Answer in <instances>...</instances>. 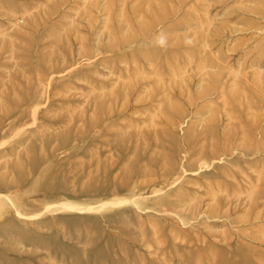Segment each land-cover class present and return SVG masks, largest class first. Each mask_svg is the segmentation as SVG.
Here are the masks:
<instances>
[{
    "label": "rangeland",
    "instance_id": "374dc122",
    "mask_svg": "<svg viewBox=\"0 0 264 264\" xmlns=\"http://www.w3.org/2000/svg\"><path fill=\"white\" fill-rule=\"evenodd\" d=\"M0 264H264V0H0Z\"/></svg>",
    "mask_w": 264,
    "mask_h": 264
},
{
    "label": "bare ground",
    "instance_id": "6f19581e",
    "mask_svg": "<svg viewBox=\"0 0 264 264\" xmlns=\"http://www.w3.org/2000/svg\"><path fill=\"white\" fill-rule=\"evenodd\" d=\"M120 202V201H119ZM113 204H116V203H114V202H103V204H101L100 205V208H104V206H108V205H113ZM53 207V206H52ZM48 208V207H47ZM56 208H58V209H66V210H70V209H75V208H78V209H82V210H89V209H94V208H92V207H82V206H77V205H75V206H72V205H70V204H68V203H65V202H63V203H61V204H58V205H56Z\"/></svg>",
    "mask_w": 264,
    "mask_h": 264
}]
</instances>
